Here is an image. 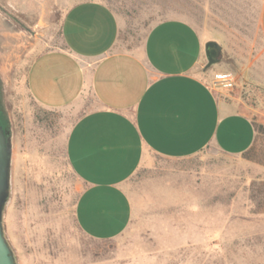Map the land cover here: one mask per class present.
<instances>
[{
    "label": "rangeland",
    "instance_id": "rangeland-1",
    "mask_svg": "<svg viewBox=\"0 0 264 264\" xmlns=\"http://www.w3.org/2000/svg\"><path fill=\"white\" fill-rule=\"evenodd\" d=\"M100 1L121 25L117 48L140 47L153 25L181 19L221 47L218 69L235 76L219 91L264 126V0H0V96L11 131L9 200L2 220L16 264H264V134L228 156L216 147L181 160L151 152L127 182L133 220L118 239L88 238L75 220L82 190L66 141L87 107L48 110L27 89L34 59L64 48L67 10Z\"/></svg>",
    "mask_w": 264,
    "mask_h": 264
},
{
    "label": "crops",
    "instance_id": "crops-1",
    "mask_svg": "<svg viewBox=\"0 0 264 264\" xmlns=\"http://www.w3.org/2000/svg\"><path fill=\"white\" fill-rule=\"evenodd\" d=\"M120 31L105 3H77L63 19L64 48L37 56L27 76L40 107H87L68 134L66 157L82 185L76 223L100 242L131 225L126 185L146 153L181 160L213 146L241 156L257 136L253 122L199 75L208 41L190 23L158 22L140 47L124 51L117 48Z\"/></svg>",
    "mask_w": 264,
    "mask_h": 264
},
{
    "label": "water",
    "instance_id": "water-1",
    "mask_svg": "<svg viewBox=\"0 0 264 264\" xmlns=\"http://www.w3.org/2000/svg\"><path fill=\"white\" fill-rule=\"evenodd\" d=\"M221 47L216 42H208L206 45V69L219 63ZM12 160L11 139L7 140L0 131V264H16L11 249L4 237L2 220L5 207L9 200L10 168Z\"/></svg>",
    "mask_w": 264,
    "mask_h": 264
},
{
    "label": "built area",
    "instance_id": "built-area-1",
    "mask_svg": "<svg viewBox=\"0 0 264 264\" xmlns=\"http://www.w3.org/2000/svg\"><path fill=\"white\" fill-rule=\"evenodd\" d=\"M235 84V76L231 72H217L214 74L211 88L228 90Z\"/></svg>",
    "mask_w": 264,
    "mask_h": 264
},
{
    "label": "flooded vegetation",
    "instance_id": "flooded-vegetation-1",
    "mask_svg": "<svg viewBox=\"0 0 264 264\" xmlns=\"http://www.w3.org/2000/svg\"><path fill=\"white\" fill-rule=\"evenodd\" d=\"M2 94H3V85L0 77V96ZM0 131L3 132L7 140L11 139L9 120L1 104H0Z\"/></svg>",
    "mask_w": 264,
    "mask_h": 264
},
{
    "label": "trees",
    "instance_id": "trees-1",
    "mask_svg": "<svg viewBox=\"0 0 264 264\" xmlns=\"http://www.w3.org/2000/svg\"><path fill=\"white\" fill-rule=\"evenodd\" d=\"M253 125H254V128H255L256 134L259 133V132H261V133L264 134V126H262V125H258V124L254 123V122H253ZM251 149H252V148H251ZM251 149H250V150H251ZM250 150H249V151H250ZM249 151H248V152H249ZM248 152L244 153V155L247 154Z\"/></svg>",
    "mask_w": 264,
    "mask_h": 264
}]
</instances>
